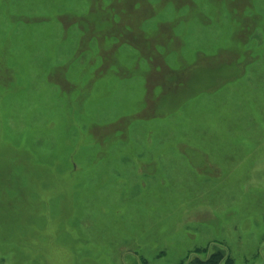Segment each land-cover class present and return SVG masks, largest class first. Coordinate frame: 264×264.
Here are the masks:
<instances>
[{
    "label": "rangeland",
    "instance_id": "374dc122",
    "mask_svg": "<svg viewBox=\"0 0 264 264\" xmlns=\"http://www.w3.org/2000/svg\"><path fill=\"white\" fill-rule=\"evenodd\" d=\"M215 260L264 264V0H0V264Z\"/></svg>",
    "mask_w": 264,
    "mask_h": 264
},
{
    "label": "trees",
    "instance_id": "16d2710c",
    "mask_svg": "<svg viewBox=\"0 0 264 264\" xmlns=\"http://www.w3.org/2000/svg\"><path fill=\"white\" fill-rule=\"evenodd\" d=\"M217 256V257H216ZM215 256V259L217 258V259H222L223 258V256H220L218 253H217V255ZM217 263V261L215 260V263L214 264H216Z\"/></svg>",
    "mask_w": 264,
    "mask_h": 264
}]
</instances>
